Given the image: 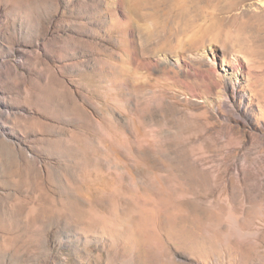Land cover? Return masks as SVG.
<instances>
[{
  "label": "rangeland",
  "instance_id": "374dc122",
  "mask_svg": "<svg viewBox=\"0 0 264 264\" xmlns=\"http://www.w3.org/2000/svg\"><path fill=\"white\" fill-rule=\"evenodd\" d=\"M249 31L264 0H0V264H264Z\"/></svg>",
  "mask_w": 264,
  "mask_h": 264
},
{
  "label": "bare ground",
  "instance_id": "6f19581e",
  "mask_svg": "<svg viewBox=\"0 0 264 264\" xmlns=\"http://www.w3.org/2000/svg\"><path fill=\"white\" fill-rule=\"evenodd\" d=\"M263 25V24H262ZM261 26V25H260ZM190 27V26H189ZM262 27V26H261ZM254 28V27H253ZM257 28V27H256ZM255 29V28H254ZM259 29V28H258ZM252 30V29H251ZM261 30H262V28H261ZM253 31V30H252ZM257 31V30H256ZM249 32H251V31H249ZM258 32V31H257ZM240 33H241V31H240ZM255 33V32H254ZM260 33V32H259ZM256 34V33H255ZM241 35H243V34H241ZM249 35H252L251 36V39H250V50L252 51V52H259V51H263L264 50V46L262 45V42H263V36L264 35H261V34H259V35H253L252 34V32L251 33H249ZM249 37V36H248ZM249 39V38H248Z\"/></svg>",
  "mask_w": 264,
  "mask_h": 264
}]
</instances>
